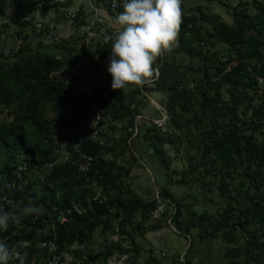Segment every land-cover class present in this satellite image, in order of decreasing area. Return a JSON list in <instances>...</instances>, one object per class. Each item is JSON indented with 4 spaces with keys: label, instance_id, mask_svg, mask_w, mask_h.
I'll return each mask as SVG.
<instances>
[{
    "label": "trees",
    "instance_id": "16d2710c",
    "mask_svg": "<svg viewBox=\"0 0 264 264\" xmlns=\"http://www.w3.org/2000/svg\"><path fill=\"white\" fill-rule=\"evenodd\" d=\"M39 1L11 0L7 5V0H0V18L15 24L17 42L6 44L0 30V192L7 182L14 185L13 201L4 203V211L30 202L44 211L31 231L9 224L0 239L21 254L27 252L26 263L43 264L46 248L40 246V236L48 235L44 214L77 203L82 213L56 224L55 241L60 250L74 255L73 264H107L117 252H140L137 238L163 203L171 210L166 208L161 215L170 213L175 233L190 239L184 255L174 256L178 264H264V84L257 79L264 76V0H241L237 6L225 0H199L195 8L200 17L182 21L176 47L156 62L154 83L136 86L131 94L113 89L106 69L111 55L106 37L116 28L97 22L96 33L92 27L95 36L100 29L104 33L102 38L94 36L91 48L77 43L79 25L85 21L69 20L79 24L46 42L49 25L34 14ZM92 1L113 15L123 11L113 12L100 0ZM212 2L225 5L232 21L211 13ZM186 3L183 0L182 7ZM81 35L90 38L86 31ZM187 59L190 64L185 67ZM67 75L80 83H66ZM92 83H98L93 97L83 89ZM144 90L161 94L159 103L168 116L164 124L143 113L149 102ZM76 92L85 109L73 113L66 131L58 135L56 116L50 115L73 108ZM98 112L100 136L84 145L94 158L91 182L85 183L77 176V164L64 161L61 150L63 143L71 148L87 120ZM105 124L110 134L103 131ZM172 153L181 156L183 167L175 176L169 172ZM127 154L156 175L152 187L157 194L150 200L133 188L134 166ZM143 157L149 164L141 162ZM172 188H190L195 200L187 202ZM98 229L103 235L118 232L120 238L101 249L90 248ZM127 237L133 250L122 244ZM28 240L30 247H20ZM149 252L144 264H168L167 256L156 255L153 248ZM129 260L123 264H134Z\"/></svg>",
    "mask_w": 264,
    "mask_h": 264
},
{
    "label": "rangeland",
    "instance_id": "374dc122",
    "mask_svg": "<svg viewBox=\"0 0 264 264\" xmlns=\"http://www.w3.org/2000/svg\"><path fill=\"white\" fill-rule=\"evenodd\" d=\"M10 1L11 0H7V5H9ZM85 1H88V0H85ZM198 1L199 0H187L186 5L195 7L198 5V3H197ZM225 1L231 6H237L239 4V2H241V0H225ZM243 1H247V0H243ZM248 1H251V0H248ZM210 5L211 6L209 7V11L211 13L221 15L228 22L232 21L231 14L228 13L229 11L227 10L225 5H223L219 2H212ZM40 8H41V10L46 12V13H44V15H38V16L36 15L38 20H40V22H42V24H46V25L52 24L55 27V29L58 30V34L65 35L68 32H71V31H67L68 28L70 27V26H68L69 19L64 20V19H62V18H64L63 16L61 18H59L60 15L54 14L55 11H53V9H51V8H45V7H40ZM55 13H57V12H55ZM61 19L63 21H65V24H64L65 28H62L63 26L59 22V21H61ZM93 20H94L93 14L85 12V18H84L85 24L84 25H89L91 27L94 26L93 29L95 32V28H97V25L92 26ZM69 22L72 24L73 29H74L75 24H79V23H73L71 21H69ZM5 24H7V25H5ZM79 26H81V24ZM14 27H15V24L11 23L7 17L0 18V30H2V32H3L2 39H4L6 44H9L11 46H15L17 44L16 39H15L16 36L14 34ZM76 28H77V25H76ZM79 30H80V27H79ZM84 32L85 31H82L81 34H83ZM94 32L90 38H82L83 35L80 34V36L78 37L79 39L77 40V43L81 46L83 44L86 45V43H88V45H86V46L93 48L92 44L94 43V40H95L94 36L96 33V32L95 33ZM103 33H104V30L100 29L99 33L95 36V38L96 37L102 38ZM180 56H182V55H180ZM109 58H107L105 60L106 69H107L108 64H109ZM189 64H190V61L188 59L184 60L185 67H188ZM148 87H150V86H148ZM135 88H136V86L129 85L124 90H125L126 94H131L133 92V90H135ZM144 91H145V93H147V95H149V98H148L149 102L147 103L146 107L143 109V113H145V115L147 114L148 116H151L152 118H154L157 123L164 124L166 122L168 116H167L166 110L159 103L161 101V94L154 93L153 95H150V94H148L149 92H147L146 90H144ZM79 94L80 93H78V92L75 93L77 102L74 104L73 108L71 107V108H69V110L61 109V111L59 109H57L56 110L57 113L56 112L51 113L50 116H56V123L58 124L57 125V134L58 135H62L66 131L65 127L67 126V122L71 119L73 113L74 114H81L84 111L85 108L83 107V105H84L83 98H81ZM103 97H106V94H104ZM138 97H140V95H138ZM152 99L158 104L154 103ZM65 105L68 106V103H65L64 106ZM155 109H158L160 111H158V110L156 111ZM141 116H144V115H141ZM107 118H108V116H107ZM138 118H140V117H138ZM108 127H109V125L105 124L103 127V131L105 133L110 134ZM170 156L172 158H174V160L172 161V163L170 165V171L169 172L170 173L176 172L174 174V176H175L183 168L182 162L180 161L181 156L176 155V153H172ZM125 158H126V160H128V159L130 160V156H128V154L125 155ZM141 160H140L141 162L149 164L148 160L145 157H143ZM130 161L132 162V164L134 166L133 171L131 172L133 188L141 196H143L144 199L150 200L154 195L157 194L156 191L154 193V190L152 187L153 182L156 181V175H154V173L150 170V168L148 166H145L146 167V169H145V168L141 167L138 163L133 161V159ZM156 188H157V186H156ZM172 190L176 193L177 196L184 195L186 197L187 202H193L195 200L194 194L192 193L190 188H172ZM190 194L192 196H190ZM159 200L162 201V198L159 197ZM166 208H169V210H171L170 206H166L163 203L160 204L159 208L153 213L152 220L146 224V232L142 236H139L137 238V242H139V246L137 247V250L140 252H137L134 249L135 246L133 245V243H131L129 237H127V239L125 240L124 238H126V236L123 235L124 238H123L122 244L124 246H127L131 250H133V249L134 250L131 253L122 254V255H119L117 252L116 254L113 255L112 258H110L108 260L107 264H123L128 259H130L129 260L130 262L133 261L134 264H144L146 258L150 254L149 249H151V248H153L156 255H160L161 257H164V258H166V256H167V263L168 264H171V262H173V264H178L176 262V260H175L176 258L174 256L177 254H181L182 256L184 255V253L187 250V247L190 244V239H184L183 237H181L175 233V232H178V230L171 223V220L169 219V217H167L170 213H166L165 216L161 215L165 211ZM133 221H135V220H133ZM115 224L117 226L118 222H115ZM151 226H154L155 229H151ZM119 238H120V236H119L118 232L117 233H111L110 231H107L106 234L103 235L101 233V230L98 229L94 234L93 243L89 247L94 248V249H101L102 247L105 246L107 241L116 242V241H118ZM216 245L217 244H215L214 247H216ZM73 248H75V247H72L71 250H73ZM206 248H207V246L202 247V249H204V250H206ZM203 253L204 252H201V255ZM197 255H200V254H197ZM131 256H134V258ZM65 257H66V259H65L64 264H73L72 260L74 258V255L71 252H66ZM181 259H183V258L181 257Z\"/></svg>",
    "mask_w": 264,
    "mask_h": 264
},
{
    "label": "clouds",
    "instance_id": "9594fccd",
    "mask_svg": "<svg viewBox=\"0 0 264 264\" xmlns=\"http://www.w3.org/2000/svg\"><path fill=\"white\" fill-rule=\"evenodd\" d=\"M183 0H123V11L115 17L118 27L106 37L111 42V55L107 71L112 76L113 89H126L129 85L150 86L158 76L157 60L170 54L177 45L182 24ZM116 7V0H113ZM44 209L28 203L19 210L0 208V232L9 224L19 225L25 216H39ZM20 247L28 248L24 242ZM27 252L21 254L0 239V264L17 260L26 264Z\"/></svg>",
    "mask_w": 264,
    "mask_h": 264
},
{
    "label": "built area",
    "instance_id": "2783aa9c",
    "mask_svg": "<svg viewBox=\"0 0 264 264\" xmlns=\"http://www.w3.org/2000/svg\"><path fill=\"white\" fill-rule=\"evenodd\" d=\"M101 3L109 8L113 12H117L119 10H123L122 4L123 0H116L117 6H113V0H100ZM68 0H40L39 5L40 7H48V8H56L58 12L64 14L69 20L71 21H82L85 18V14L80 11L78 7H72L67 4ZM56 5V6H55ZM54 10V9H53ZM192 17H200V11L192 6L182 7V21L185 18H192ZM27 20L31 19L30 15L26 16ZM97 22H101V19L97 18L96 21L92 22V26L95 25ZM80 26L82 31H86L87 36L91 37L93 35L92 27L89 25ZM191 26V23H189ZM58 36V30L52 24H49V30L46 33V42H51ZM103 70V65L99 66L96 70V75L99 77L101 76ZM258 81L261 84H264V76L258 77ZM65 82L68 84H76L80 83V79L78 82L72 81L71 76L67 75L64 78ZM98 88V83H92L91 85L84 86L83 89L88 96L93 97L94 91ZM99 104L98 100L95 102V108L98 110ZM138 117H141L139 115ZM101 117L98 115L92 117L91 119L87 120L85 125V130L81 132L78 136L77 140L72 144L71 148H67V145L63 143V147L61 150V156L64 161L67 160H74L77 164V176L80 180L84 181L85 183H90L91 179L89 173L91 171L94 158L93 156L84 149V145L92 140L97 139L100 136L102 127L100 126ZM97 195H99L100 190L95 189ZM14 196V185L11 182L6 183L5 189L0 192V208L5 206L4 203H11L13 201ZM56 210V214L53 211L46 212L45 220L47 221V229L44 232H48V235L40 236V246L46 248V255L45 257L42 256L41 260L43 264H64L65 262V254L63 250H60L59 245L55 241L56 235L54 234V228L56 227L57 223L63 224L70 222V218L73 214H80L82 213V208L79 204L75 203L72 205H68L62 208H54ZM41 215L39 216H29L26 222L19 224L18 229H24L27 231H31L32 226L34 227L38 224V221L41 219ZM52 230V232H51ZM28 242V241H24ZM30 244V243H29ZM15 249V247L13 248ZM16 250V249H15ZM14 261V260H13ZM26 264H37L35 260H31Z\"/></svg>",
    "mask_w": 264,
    "mask_h": 264
},
{
    "label": "crops",
    "instance_id": "0c3cea01",
    "mask_svg": "<svg viewBox=\"0 0 264 264\" xmlns=\"http://www.w3.org/2000/svg\"><path fill=\"white\" fill-rule=\"evenodd\" d=\"M68 5L72 6V7H78L80 9H82L84 12L92 13L93 17H94L93 22L96 21L97 18H99V19H101L100 23H104L107 26H112V27H115V28L118 27V25L115 22V17L117 15H113L112 13H110L103 6H100V7L96 6L95 3H93L92 0H88V1H85V0H68ZM40 10H41V8H38V10L36 11L35 15H37V16L38 15H44V13H46L45 11H43V10L40 11ZM54 14H59V13H55L54 12ZM59 15H60L59 18H61L63 16L64 18H62V19L67 20L66 16H64L63 14L60 13ZM62 19L59 22L63 26L62 28H65V26H64L65 21H63ZM68 26H70V27L68 28L67 31H71L72 32L73 26H72V24L69 21H68ZM68 33H70V32H68Z\"/></svg>",
    "mask_w": 264,
    "mask_h": 264
},
{
    "label": "water",
    "instance_id": "95a60500",
    "mask_svg": "<svg viewBox=\"0 0 264 264\" xmlns=\"http://www.w3.org/2000/svg\"><path fill=\"white\" fill-rule=\"evenodd\" d=\"M152 100H153V99H152ZM153 102L156 103L154 100H153ZM156 104H158V103H156ZM137 130H138V126L136 127V131H137Z\"/></svg>",
    "mask_w": 264,
    "mask_h": 264
}]
</instances>
